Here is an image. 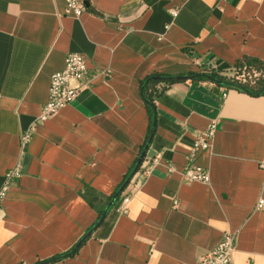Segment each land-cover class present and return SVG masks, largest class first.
Returning <instances> with one entry per match:
<instances>
[{"label":"crops","instance_id":"obj_1","mask_svg":"<svg viewBox=\"0 0 264 264\" xmlns=\"http://www.w3.org/2000/svg\"><path fill=\"white\" fill-rule=\"evenodd\" d=\"M84 1L77 18L64 15L65 0H0V189L22 166L0 206V264L68 254L100 219L101 197L118 189L147 140L146 77L264 61V0ZM70 52L86 57L92 81L37 123ZM155 104L152 174L137 172L76 252L50 264H197L226 233L237 237L232 264H264V208L255 209L264 199V94L188 79ZM212 119L216 136L197 157L211 181L187 184L193 141ZM34 124L22 154L20 134ZM86 189L101 197L91 204Z\"/></svg>","mask_w":264,"mask_h":264},{"label":"built area","instance_id":"obj_2","mask_svg":"<svg viewBox=\"0 0 264 264\" xmlns=\"http://www.w3.org/2000/svg\"><path fill=\"white\" fill-rule=\"evenodd\" d=\"M66 7L64 15L72 17H80L87 9L84 0H65ZM178 15L177 10L172 11V16L175 18ZM212 69L219 70L216 67H204V72H209ZM101 74L109 77L111 70L109 68L98 69ZM202 71V72H203ZM259 73H255L258 76ZM92 74L90 73L86 57L79 52H70L65 59V66L63 69L56 71L52 74L50 79L49 94L47 102L42 106L41 113L37 119V123H41L55 114L59 113L66 106L71 104L79 92L85 87L89 86L92 81ZM240 79L245 80L244 75L239 76ZM224 91L222 97L226 96ZM218 119H212L207 128L198 133L193 141L191 151L187 157V164L183 169V180L187 184L195 182H201L209 184L211 181L210 171L197 163V157L200 152L208 151L212 142L216 136L218 130ZM36 129V124L32 125L29 129L20 134V145L22 154L33 136ZM158 162V159H146L141 165L139 173L143 178L152 174L153 168ZM177 170V167L171 164L168 167V172L173 173ZM22 176L21 163H17L11 168L5 175V181L0 189V206L5 199L8 191L10 190L12 183ZM129 196H125L120 208L123 213L128 212L127 203ZM174 206H178V200L174 201ZM264 208V199L260 197L256 203L255 209L260 210ZM237 237L236 234L226 233L220 243L208 253L198 258L197 264H232L233 253L236 250Z\"/></svg>","mask_w":264,"mask_h":264},{"label":"trees","instance_id":"obj_3","mask_svg":"<svg viewBox=\"0 0 264 264\" xmlns=\"http://www.w3.org/2000/svg\"><path fill=\"white\" fill-rule=\"evenodd\" d=\"M230 72L232 75H230ZM255 73H259L258 76H255ZM194 74H209L214 76L215 78L228 82L229 84L226 85L228 89H236L239 91L247 92L251 95H262L264 94V61L249 57V56H244L242 59H240L233 67L232 69L228 70H214L212 69L209 72H198V73H189L188 75H194ZM156 75H161V76H166L162 75L160 73H156L153 75H150L146 77L142 82H141V91H142V96L146 102V107L148 111V116H149V125H148V135H147V140L145 144L142 146L141 151L144 149L145 145L149 141L151 135H154L155 130H156V125H154V119H157V111H156V104L155 100L156 98L165 91V89L175 83L176 81H170V82H160L157 80H153L152 77ZM244 75L245 80L240 79L239 76ZM194 80L198 81H209L205 77H197ZM161 88H158V84H162ZM140 151V153H141ZM138 159L134 163L130 173L125 175L123 181L119 185L118 189L121 187V185L126 181V179L131 175L133 172L134 168L136 167ZM141 166L139 167L138 172L140 171ZM117 189V190H118ZM116 190V191H117ZM116 191L108 196V197H101L97 194H95L94 191L86 189L84 192V196L88 199V201L91 204H94V201L97 198H100L104 200L105 206L110 202L112 196L116 193ZM105 206L101 207L99 209V218L101 217L103 211L105 210ZM97 223V222H96ZM95 223V224H96ZM94 224V225H95Z\"/></svg>","mask_w":264,"mask_h":264},{"label":"water","instance_id":"obj_4","mask_svg":"<svg viewBox=\"0 0 264 264\" xmlns=\"http://www.w3.org/2000/svg\"><path fill=\"white\" fill-rule=\"evenodd\" d=\"M201 76L202 77H205L208 80H210L212 82H215V83H217V84H219L221 86L227 87L226 85L229 84L228 82L221 81V80H219V79H217L214 76L209 75V74L176 75V76H161V75H156V76H153L152 79L153 80L160 81V82H170V81H176V82H178V81H185V80H188V79L194 80L195 78L201 77ZM156 124H157V119L155 118L154 119V125H156ZM152 138H153V135H151L149 141L145 145L144 149L141 151V153H140V155L138 157V161H137L136 167L134 168L133 172L126 179V181L121 185V187L116 191V193L112 196L110 202L108 203L107 207L103 211L100 219L84 235V237H82V239L80 241H78V243L75 245V247L73 248V250L70 253H68V254L61 255V256H58V257H54V258L49 259V260H46V261H41V262H38L36 264H50V263L56 262L57 260H59V259H61L63 257H66V256H69L71 254H74L76 252V250L85 242V240L93 233V231L103 222V220L105 219V217H106L108 211L110 210V208L115 204V202L117 201V199L121 196V194L124 192V190L130 184L131 180L133 179V177L135 176V174L138 172L139 167L142 165L143 161L146 158V153H147V150H148V148L150 146V143H151Z\"/></svg>","mask_w":264,"mask_h":264},{"label":"rangeland","instance_id":"obj_5","mask_svg":"<svg viewBox=\"0 0 264 264\" xmlns=\"http://www.w3.org/2000/svg\"><path fill=\"white\" fill-rule=\"evenodd\" d=\"M232 74H233V72H232ZM232 74H231V72H230V75H232Z\"/></svg>","mask_w":264,"mask_h":264}]
</instances>
